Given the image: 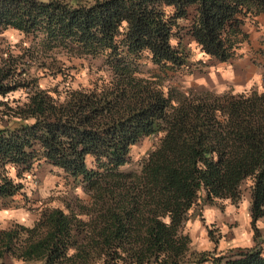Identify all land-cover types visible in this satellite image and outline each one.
Returning a JSON list of instances; mask_svg holds the SVG:
<instances>
[{
    "label": "trees",
    "instance_id": "obj_1",
    "mask_svg": "<svg viewBox=\"0 0 264 264\" xmlns=\"http://www.w3.org/2000/svg\"><path fill=\"white\" fill-rule=\"evenodd\" d=\"M259 15L264 0H0V30L27 41L0 48V202L43 164L85 194L1 228L0 264H264L259 245L196 249L184 230L199 203L244 184L254 231L264 218V73L260 87L182 92L141 68L186 70L190 42L229 61ZM85 66L84 79L70 73Z\"/></svg>",
    "mask_w": 264,
    "mask_h": 264
},
{
    "label": "rangeland",
    "instance_id": "obj_2",
    "mask_svg": "<svg viewBox=\"0 0 264 264\" xmlns=\"http://www.w3.org/2000/svg\"><path fill=\"white\" fill-rule=\"evenodd\" d=\"M257 20V23H252L247 28L248 44H243L239 49L244 52L229 61H220L202 54L190 42L188 57L190 64L186 70L160 71L149 61H142L141 68L143 71L149 70V72L158 73L163 90L171 87L175 91L182 92L198 88H207L215 92L222 90L236 92L246 90L250 86L260 87L263 84L261 74L264 73V68L259 66L264 63V16L259 15ZM26 43V39L17 30L10 27L0 30V48L9 46L16 50ZM243 54L247 55L252 64L256 66V73L260 78L253 82L254 84L251 83L240 90L238 88L246 84L251 76L248 77L247 69L239 68L232 62L242 58ZM83 59H86V62L89 60L88 57ZM90 61L93 64L98 62L97 58L92 57ZM231 66L233 70H231ZM226 70L229 72L225 78ZM86 71L87 67L85 66L77 70L71 69L70 73L80 80L84 79ZM90 73L99 74L94 67L88 69V74ZM48 79V77L39 78L40 85H44ZM17 94L18 91H14L10 95L16 96ZM156 140L157 135L155 134L142 137L131 146L129 160L119 168L122 170L135 168L139 159L154 146ZM89 160L87 156L86 162L88 163ZM244 186L235 200H215L212 203H199L196 206L194 213L184 225V230L190 237L194 248H215V251H219L232 246L259 245L264 251V218L255 221L256 231H254L249 222L248 192ZM77 197L85 198V194L76 179L65 174L58 167L43 164L35 169L34 174L25 178L22 194L16 195L8 205L0 202V229L15 221L30 224L43 208L64 207L67 204H72ZM253 233H256L255 236Z\"/></svg>",
    "mask_w": 264,
    "mask_h": 264
},
{
    "label": "crops",
    "instance_id": "obj_3",
    "mask_svg": "<svg viewBox=\"0 0 264 264\" xmlns=\"http://www.w3.org/2000/svg\"><path fill=\"white\" fill-rule=\"evenodd\" d=\"M258 18V17H257ZM232 64H237L239 66V68H242V69H247V72H248V77L249 80L246 84H243L241 85L242 87L241 88H238V89H243L244 87L248 86L249 84H254L253 82L255 81H258V79L260 78L259 74H257L256 72V66L252 64V62L249 60V58L247 57V55L243 54V57L242 58H239L237 60H234L232 62ZM231 70H233V67L231 66ZM229 71H225L224 74H225V78L227 77V73ZM255 84H258V83H255Z\"/></svg>",
    "mask_w": 264,
    "mask_h": 264
}]
</instances>
